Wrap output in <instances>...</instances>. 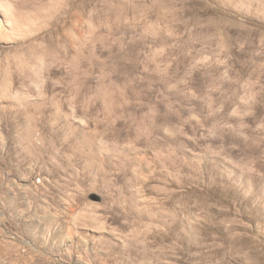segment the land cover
I'll list each match as a JSON object with an SVG mask.
<instances>
[{"label": "rangeland", "instance_id": "374dc122", "mask_svg": "<svg viewBox=\"0 0 264 264\" xmlns=\"http://www.w3.org/2000/svg\"><path fill=\"white\" fill-rule=\"evenodd\" d=\"M0 264H264V0H0Z\"/></svg>", "mask_w": 264, "mask_h": 264}]
</instances>
